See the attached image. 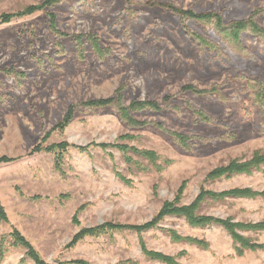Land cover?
<instances>
[{"label": "rangeland", "instance_id": "rangeland-1", "mask_svg": "<svg viewBox=\"0 0 264 264\" xmlns=\"http://www.w3.org/2000/svg\"><path fill=\"white\" fill-rule=\"evenodd\" d=\"M43 2L0 0V13ZM169 3L199 14L216 13L224 25L255 12L256 23L264 27V0H63L0 22V158L12 159L0 161V204L8 217L0 218V264H36L25 248L14 245V227L49 264H73L77 259L90 264H165L148 257L141 240L149 250L172 255L181 264H264V250L244 249L239 254L238 244L221 225L194 227L176 215L142 232L110 230L69 246L84 227L151 221L166 200L175 199L183 182L180 204L192 203L201 187L218 192L235 187L264 190V165L251 173L206 178L232 159L264 153V104L257 105L256 90L247 84L253 80L264 85V38L244 32L245 50L238 52L227 46L229 41L213 22L187 19L188 29L214 45L205 47L185 33L182 19L164 6ZM50 12L56 14L57 32ZM75 35L85 36L83 55ZM89 35L108 53L99 56ZM187 84L215 91L182 92ZM118 89L126 105L153 100L163 110L133 112L138 121L149 122L133 126L116 107L83 105L112 97ZM168 95L170 107L163 103ZM70 105H75L74 118L62 131L57 125ZM196 110L211 121L199 120ZM153 122L190 136L191 147ZM126 134L131 138L121 139ZM62 141L70 145L60 168L55 151H34L37 145L46 148ZM114 142L154 150L161 156L158 164L164 158L172 162L157 170L135 153L93 145ZM198 211L256 223L264 220V197L208 198ZM173 231L205 240L209 247L176 241ZM240 232L264 244V230Z\"/></svg>", "mask_w": 264, "mask_h": 264}, {"label": "trees", "instance_id": "trees-1", "mask_svg": "<svg viewBox=\"0 0 264 264\" xmlns=\"http://www.w3.org/2000/svg\"><path fill=\"white\" fill-rule=\"evenodd\" d=\"M63 0H44L43 3L38 5H27L23 9L18 10L16 12L10 13V12H3L0 13V22L1 23H8L15 17H22L26 15H31L37 11L44 10L46 8H52L55 4L58 2H61ZM169 10L176 13L184 23V31L188 36H190L192 39H195L199 44L205 46V47H212L214 45L210 44V42L201 36L200 34H197L196 32L191 31L188 29L187 25L185 24L187 19H193V20H199V21H208L213 22L214 27L216 31L220 34L222 38H224V41H229L227 46H230L233 50H236L238 52H241L242 50H245L244 45L241 42V36L244 32L252 33L253 35H256L258 37L264 38V27L259 26L255 21V12L251 14V16L248 19L245 20H238L234 21L233 23L229 25H224L223 19L220 15L213 13V12H207V13H196L193 10L190 9H182L179 8L171 3L164 4ZM50 23L52 28L57 32L56 27V14L54 12H50ZM85 36L83 35H75L74 39L76 40L78 44V50L81 55L85 53V45L83 39ZM89 41L91 42L92 46L94 47L95 51L98 53L99 56H104L108 53L109 50L102 48V46L99 43V40L94 35L88 36ZM247 84L255 89L254 92V99L256 100L257 105L260 107L264 104V85H262L259 82H255L253 80H247ZM191 92L194 94H211L215 89L213 90H202L197 87H195L193 84H187L182 87V92ZM173 98V97H172ZM171 96H165L163 99V103L166 104V107H170ZM84 106H88L90 108H100V107H106V106H113L116 107V109L120 112L122 118L127 121L129 124L133 126H145L149 124V122H141L138 121L133 116V112L141 111V110H150L153 112H160L163 110V108L159 105V103L153 101V100H134L130 104L126 105L123 100V95L121 94V89H118L114 96L108 97V98H99V99H93L88 100L83 103ZM74 110L75 105H70L67 112L65 113L64 117L60 121V123L57 125V127L61 128L63 131L73 120L74 118ZM196 115L199 117V120L205 123H209L211 121V118L206 115L202 111H195ZM262 115L264 117V108H262ZM153 125L157 126L158 128L162 129L163 131L171 134L180 144H182L186 148L191 147V137L187 136L183 133L174 132L171 130H168L167 127L164 126L162 122H153ZM264 127V123H263ZM50 133L46 134V138L49 137ZM131 138L130 134L122 135L121 139ZM70 144L66 141H62L59 143H54L50 146H47L44 148L42 145H37L34 148V151H40V150H46L49 152H54L56 154V166L61 167L62 165V159H63V151L69 146ZM97 145L101 148H116L123 152H132L136 155H140L143 158L147 159L157 170L164 169L166 166H168L172 160L164 158L160 164L159 159L161 156H159L154 150L149 149H139L135 146H131L127 143H100V144H93ZM80 149H85V146H77ZM12 160L9 157H1L0 161H10ZM134 163V159L132 157H126V161ZM136 163V162H135ZM264 165V153L260 151H256L252 158L248 160H241V159H232L228 164L221 165L213 170H211L207 174V179H216L220 178L222 176L231 177L236 174L241 173H251L253 169H260L261 166ZM121 176V175H120ZM123 179V176H121ZM186 187V183L183 182L180 188L178 189L177 195L174 200H166L160 209V211L157 213V215L149 222L142 224V225H136V224H121V223H115L112 221H106L100 225L93 226V227H84L79 232H77L71 242L69 243V246L76 245L79 241L83 240L86 236H98L102 233H106L110 230H123V229H131L136 232H142L143 230H147L151 227H154L158 224L159 221L164 219L167 215H176V216H184L188 223L191 226L194 227H204L210 224H217L224 227L228 233L232 236L234 241L238 244L237 251L239 254H242L244 249H251V250H257L262 249L264 250V244L254 242L250 238L245 237L241 234L240 230H258L263 231L264 230V220L260 222H233L231 218L227 219H221L210 215H205L199 213V208L201 206V203L208 199H224L226 197H246V198H255V197H264V190L258 191L254 190L251 187H235L229 190L224 191H213L208 190L205 187H201V190L196 197V199L190 203V204H180L179 201L182 197L183 191ZM83 207H80L77 212H79ZM78 215V214H77ZM77 215L74 217V221L78 223ZM0 218L2 220H7V214L3 208V206L0 204ZM12 236L14 239V245L16 246H22L27 250V255L34 260L36 264H49L46 262L40 254L37 252V250L33 247V245L25 238V236L17 229L13 228L12 230ZM172 237L176 241H189L193 244H196L203 248H208L209 243L205 240L198 239V238H192V237H183L179 235L176 232H171ZM141 247L142 251L151 259L161 261L165 264H181L177 258H175L172 255H168L159 251L149 250L143 240H141ZM73 264H90L88 261L83 259H77L71 261ZM64 264V263H59Z\"/></svg>", "mask_w": 264, "mask_h": 264}]
</instances>
